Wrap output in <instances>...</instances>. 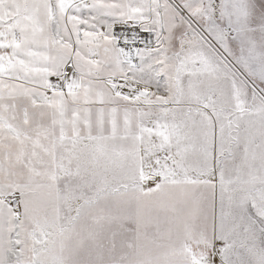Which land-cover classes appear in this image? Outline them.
Listing matches in <instances>:
<instances>
[{
    "label": "snow or ice",
    "instance_id": "1",
    "mask_svg": "<svg viewBox=\"0 0 264 264\" xmlns=\"http://www.w3.org/2000/svg\"><path fill=\"white\" fill-rule=\"evenodd\" d=\"M0 264H264V0H0Z\"/></svg>",
    "mask_w": 264,
    "mask_h": 264
}]
</instances>
